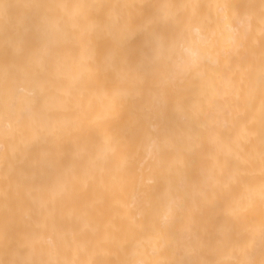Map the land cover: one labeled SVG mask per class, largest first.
Here are the masks:
<instances>
[{"label": "bare ground", "instance_id": "bare-ground-1", "mask_svg": "<svg viewBox=\"0 0 264 264\" xmlns=\"http://www.w3.org/2000/svg\"><path fill=\"white\" fill-rule=\"evenodd\" d=\"M33 2L6 0L0 14V111L21 103L33 111L27 125L6 122L9 165L0 175L8 177L11 191L0 193L11 197L10 225L3 219L10 234L2 227L10 235L7 257L59 264H245L264 258L259 18L247 21L244 39L235 42L231 16L239 13L233 10L224 23L227 13L218 7L230 0H166L177 6L168 15L195 14L222 30L223 43L214 63L169 93L175 113L166 105L145 114L121 99L136 87V73L102 75L96 61L102 37L119 42L135 34L144 0H40L52 6L51 27L38 24L34 10L24 6ZM109 21L118 27L111 30ZM141 45L138 36L124 58L134 59ZM148 120L158 123L155 134L147 132ZM49 140L60 170L42 173L34 184L25 172L29 150Z\"/></svg>", "mask_w": 264, "mask_h": 264}, {"label": "clouds", "instance_id": "clouds-1", "mask_svg": "<svg viewBox=\"0 0 264 264\" xmlns=\"http://www.w3.org/2000/svg\"><path fill=\"white\" fill-rule=\"evenodd\" d=\"M35 12V21L51 27L52 6L40 0L24 5ZM92 7V5H83ZM177 7L166 0H144L139 18V28L134 35L114 42L109 37H102L96 61L98 70L102 75H111L119 79L122 74L132 70L137 75L136 87L124 93L121 97L129 105H135L145 114L152 110L170 107L175 113L176 106L170 100L169 93L178 89L180 85L198 74L202 67L214 63L223 43V32L217 27L210 29L203 24L195 14L186 19H179L168 15V10ZM179 7H187L182 5ZM192 7H195L194 5ZM224 23H228L230 13L235 10L238 16H231V21L236 25L232 29V38L235 42L244 39L243 25L254 18H259L264 25V0H230L219 6ZM6 0H0V14L5 13ZM118 27L114 21H109V28ZM142 38L141 48L132 60L125 59L123 53L136 37ZM33 111L30 103H21L18 107L8 111H0V160L3 158V149L8 142L10 133L7 120L16 119L19 125L31 122ZM118 121H114L112 130L119 134ZM146 130L149 134L157 132L158 123L154 120L146 121ZM26 164V174L34 184H39L40 175L47 171L58 174L60 161L56 155V146L48 142H38L29 150ZM49 241L42 242L46 246ZM0 264H59L50 259H12L0 260ZM124 264H137L135 259H130ZM176 264H199L196 261H177ZM245 264H264V258L257 261H248Z\"/></svg>", "mask_w": 264, "mask_h": 264}, {"label": "rangeland", "instance_id": "rangeland-1", "mask_svg": "<svg viewBox=\"0 0 264 264\" xmlns=\"http://www.w3.org/2000/svg\"><path fill=\"white\" fill-rule=\"evenodd\" d=\"M7 144H8V142H7ZM7 144L5 145V147H6V149H8V150H10L9 148H7ZM9 146V145H8ZM4 147V148H5ZM6 149H4V150H6ZM3 150V158H2V160H0V167L2 168L3 166H6V169L5 168H3V169H0V174L1 173H3V172H1V171H8V167H7V165H9V160H8V157H7V155H6V157H5V154L8 152V150L6 151V153H4L5 151ZM7 154H9V153H7ZM4 162V163H3ZM8 163V164H7ZM2 164V165H1ZM4 164H7V165H4ZM5 171V172H6ZM7 173V172H6ZM1 175H4V174H1ZM0 175V189L2 188L3 189V187L4 188H9L10 186H11V184H9V183H7V179H8V177H6L7 179L5 180V179H2V176ZM6 175V174H5ZM4 178V177H3ZM10 179V178H9ZM6 181V182H5ZM10 181V180H9ZM8 181V182H9ZM6 183V186H4L3 184H1V183ZM4 183V184H5ZM8 186V187H7ZM1 189V190H2ZM7 189H5V190H7ZM0 190V191H1ZM4 190V189H3ZM8 191H11V188H9V190ZM2 192V191H1ZM1 194V193H0ZM3 194V193H2ZM1 194V195H2ZM9 194H10V196H11V192H9ZM0 195V196H1ZM3 196V202H4V204H3V206L2 205H0V207H1V209L3 210V207H4V210L6 211L4 214H3V212H4V210L2 211L1 209V211H0V213H2L1 215H0V219L2 218V220H0V222H2V226H1V223H0V227H1V229H2V227H4V228H6V230L8 231V228H9V226H8V224L10 225V221H9V219H11V209H10V204H11V202H10V199H11V197L9 198V200H8V195L6 196L5 194H3L2 195ZM5 196H6V198L7 199H5ZM1 198V197H0ZM2 199V198H1ZM7 201V203H6V207H9V208H7L8 209V213H7V210L5 209V201ZM2 202V200H1V202H0V204H2L3 203ZM9 205V206H8ZM9 209H10V211H9ZM5 214H6V216H5ZM5 216V217H4ZM4 218H6V219H8V221H9V223H8V221H6V219H5V224H4V221H3V219ZM6 223H8V224H6ZM6 226V227H5ZM0 229V230H1ZM1 232H2V234H0V236H2V238H3V240H5V241H3L2 239H1V237H0V245H2L3 247H0L1 249H0V260H3V257H4V253H5V258L7 257V256H9V247H7L6 245L8 244V242L10 241V239H8V237L10 236V235H8V232H9V234H10V230L6 233V231H5V229L3 230H1ZM3 235H5V237H3ZM7 239H8V242L6 243V241H7ZM6 243V244H5ZM4 245H5V247H6V249H5V247H4ZM9 245H10V242H9ZM8 245V246H9ZM4 249V250H3ZM8 249V250H7ZM2 251H3V253H2ZM7 252H8V254H7ZM3 256V257H2ZM8 258V257H7Z\"/></svg>", "mask_w": 264, "mask_h": 264}]
</instances>
